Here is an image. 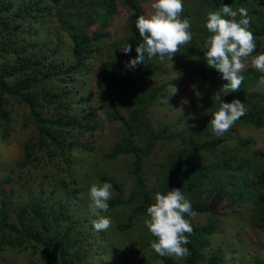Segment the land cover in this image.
<instances>
[{"label":"trees","instance_id":"trees-1","mask_svg":"<svg viewBox=\"0 0 264 264\" xmlns=\"http://www.w3.org/2000/svg\"><path fill=\"white\" fill-rule=\"evenodd\" d=\"M149 2L0 0V122L10 121L8 106L16 102L26 107L34 128L32 140L23 143L17 164L40 165L50 157L65 155L68 159L73 151H89L92 148L77 135L94 131L101 120L116 121L118 135L104 156L114 159L129 155L133 159L128 190L111 174L101 173L96 177L101 183H111L115 192L108 201L109 210L119 206L129 210L123 221L112 223V231L127 232L137 216L146 215L155 192L179 188L195 214L208 211L211 193L215 200L225 195L237 206L236 202L249 200V225L264 232V149H252L254 141L233 136L232 128L220 137L211 131V114L220 104L217 96L224 102L234 98L243 102L246 114L233 126H264V91L250 89L264 73L246 65L241 73L244 80L240 90L224 94L222 86L226 81L207 66L201 48L203 39L210 34L205 26L206 13L228 4L234 10L240 7L248 10L249 30L256 42L254 54L264 52V0H182L181 18L190 21L191 44L181 46L172 60L165 58L161 62L158 57L149 59L145 55L144 63L130 69L126 64L136 57L135 48L143 42L136 19L145 14L143 6ZM119 4L127 14L122 36L112 38V21L119 12ZM61 42L66 45L69 61L58 57ZM126 43L131 45L127 54L121 49ZM93 59L99 63L92 73L95 84L110 83L115 90L114 95L101 98L102 112L93 109L90 84L86 95L79 93L72 100L71 88L74 92L82 89L83 86L75 88V84L82 75L89 76L87 65ZM168 73L177 80L176 84H194H190L185 95L194 113L181 132L174 126L187 120L185 114H176L175 125L159 117L157 128L151 126L146 116L152 103L161 102L169 95L171 83L165 79ZM149 78L155 81L142 83ZM41 103L65 114L44 115L39 110ZM163 146L171 147L164 163L161 158L160 174L154 184L148 176L154 167L150 155ZM11 180L5 177L0 186ZM49 180L48 186L40 184L35 200L30 198L20 208L8 207L2 198L5 194L0 192V249L33 246L49 264H137L141 260H151L154 264H220L223 261L224 248L219 246L207 252L215 224H194L187 214L185 218L190 221L193 233L189 236L190 243L185 245L190 254L183 259L156 254L150 246L156 239L152 234L145 240L131 239L115 245L105 232L99 234H104L106 240L95 239L94 214L87 209L79 213L75 201L82 187L66 178L50 176ZM204 185H209V189L203 194ZM251 264H264V255L253 256Z\"/></svg>","mask_w":264,"mask_h":264},{"label":"rangeland","instance_id":"rangeland-1","mask_svg":"<svg viewBox=\"0 0 264 264\" xmlns=\"http://www.w3.org/2000/svg\"><path fill=\"white\" fill-rule=\"evenodd\" d=\"M150 3H146L143 6L146 10L145 14L150 11ZM117 8L119 12L114 17L111 26L112 38L122 36V23L127 14V10L122 5L119 4ZM262 39L264 40V37ZM57 53L58 57L69 61L65 43H59ZM245 63L246 65H251L250 61H246ZM98 64V60L93 59V62L87 65L88 75L91 78L89 76L83 77L84 75H82L80 80L77 81L78 84H75V88L83 86L82 89L74 92L73 88H71V94L73 101L78 98L79 93L86 95V89L90 84L88 88H91L90 94L93 99V109L97 112H102L103 100L101 98L106 95H114L115 90L110 83L105 85L95 84L92 73L98 68ZM170 74L168 73L165 76V79L171 83L168 85L169 95L163 98L161 102L152 103L148 108L146 116L151 126L157 128V120L159 117L163 118V122L175 125L176 114H185L187 120L174 126V128L181 132L183 128H186L184 124L191 120L194 113L190 99L185 96L190 90V84L192 86L194 84L185 82L176 84L177 80ZM154 81V78H149L143 79L142 83L152 84ZM250 89L264 91V84L258 81ZM118 106L122 109L120 101H118ZM8 108L11 113L10 121L8 123L0 122V183L7 176L12 179L10 182H4L0 186V192L5 194L2 198L8 207L20 208L30 202V198L33 197V200H35L39 194L38 192H40V184L48 186L50 184V176L66 178L69 181L73 180L75 184L82 187V190L78 193L75 200L77 201L79 213H83L85 209L90 210L88 189L92 183L97 182L96 177L101 173L115 176L120 184L123 183L124 188H127V190L128 188L130 189L131 179L129 166L133 158L129 155L118 156L114 159H108L104 156L118 135V122L101 120L99 126L94 131L83 133L81 136L77 135L83 144L92 148L89 151L77 150L71 152L68 159L65 155H61L59 157H50L46 160L48 162L40 165L36 163L30 166L27 165L28 167H22L17 163H20L23 143L32 140L34 128L28 117L27 109L23 104L10 102ZM39 110L44 115L62 116L65 114L63 110L46 105L45 103H41ZM232 130L235 132L233 136L241 135L251 138L254 141L252 149H264V126L252 128L237 125L232 126ZM170 147L163 146L161 149L157 148L150 155V159L154 165L153 169H150L148 172L151 183L156 184V177L160 174L159 164L161 158H163L164 163L165 155ZM19 175H21V178L18 177ZM206 189H209V185H204L203 194ZM114 194L115 192L112 190V197ZM125 195L126 193L123 192V196ZM213 196L214 193H211L210 198L207 200L209 204L208 211L196 213L195 216L190 217L194 224H204L207 222H213L215 224V232L208 239L209 245L207 252L219 246L224 248L223 261L220 264H251V258L253 256H263L264 232L261 230H253L249 225V200L235 201L239 204L237 206L235 203L227 200L225 195H222L219 200H215ZM128 212L129 210L126 206H119L111 211L109 210L105 215L110 216L112 223H114L116 221H123ZM144 217L145 215L137 216L132 227L127 232L117 233L116 231H112L111 227L107 231L92 230L93 238H99L100 241L109 238L114 245L125 243L131 239L141 238L145 240L151 233L143 223ZM103 232L107 235L106 238L104 234H99ZM96 244L97 242L94 244L95 247H97ZM111 262L109 261V263ZM0 264L49 263L45 258L40 256L38 249L35 247H30L29 245L20 247L15 245L5 246L3 249H0ZM137 264H154V261L141 260Z\"/></svg>","mask_w":264,"mask_h":264},{"label":"clouds","instance_id":"clouds-1","mask_svg":"<svg viewBox=\"0 0 264 264\" xmlns=\"http://www.w3.org/2000/svg\"><path fill=\"white\" fill-rule=\"evenodd\" d=\"M182 0H151L150 11L136 19V28L142 43L135 48L137 53L126 67L135 68L144 63L145 55L149 59L158 57L161 62L180 52L183 45L191 44V24L182 19ZM239 16V20H237ZM251 19L248 10L240 7L234 10L223 4L218 11L206 13L205 26L210 33L203 39L201 48L204 60L209 68L215 69L226 81L222 86L224 94L240 90L246 68V61L260 73H264V52L256 53V42L249 30ZM122 51H131L128 43ZM264 84V75L259 79ZM175 91V89H174ZM219 108L211 114V131L217 137L228 132L235 122L246 114V108L239 99L224 102L220 96ZM89 208L95 219L92 226L97 231H107L112 219L105 215L109 212L108 201L112 198V185L109 182H94L88 189ZM188 216H195L191 203L179 188L154 193V200L146 208L144 225L156 239L150 242L151 249L161 257L169 256L183 259L190 254L185 245L190 243L189 236L193 227Z\"/></svg>","mask_w":264,"mask_h":264}]
</instances>
